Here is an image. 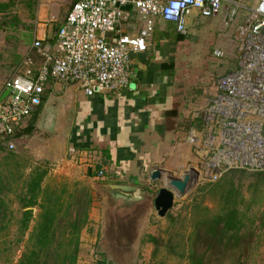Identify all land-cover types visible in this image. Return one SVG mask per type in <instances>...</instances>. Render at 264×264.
<instances>
[{"label":"built area","instance_id":"1","mask_svg":"<svg viewBox=\"0 0 264 264\" xmlns=\"http://www.w3.org/2000/svg\"><path fill=\"white\" fill-rule=\"evenodd\" d=\"M191 9L202 17L219 16L221 29L235 25L238 54L236 71L218 76L216 94L191 115L184 140L199 159L201 179L195 183L213 182L232 169L264 172V0L250 7L231 0H76L53 40L34 37L4 79L1 146L16 149L17 133L52 82L74 85L87 97L127 88L132 55L147 49L156 21L172 22L184 35ZM243 10L245 20L236 23Z\"/></svg>","mask_w":264,"mask_h":264},{"label":"crops","instance_id":"2","mask_svg":"<svg viewBox=\"0 0 264 264\" xmlns=\"http://www.w3.org/2000/svg\"><path fill=\"white\" fill-rule=\"evenodd\" d=\"M241 1L250 7L258 0ZM246 16L247 11L243 10L236 23L243 22ZM219 19L202 17L191 9L185 17L184 35L176 32L172 22L157 20L147 49L132 55L128 87L117 94L96 93L87 97L76 86L50 83L40 110L45 104H56L58 98L63 100L60 106L66 110L60 109L63 113L54 131L43 133L34 126L33 132L37 131L31 133L33 137L24 146L31 161L28 168L43 165L47 174L53 170L71 179L77 176L83 180L138 185V181L150 180L154 168L162 170L164 176L183 170L194 159L191 146L182 140L187 131L184 122H191L192 113L217 91L211 77L199 83L204 84L197 99L187 97L202 80V76L191 74L192 68L212 55L224 56V60L217 62L221 67L214 74L233 69L229 58L237 46L235 25L221 29ZM44 20L40 22L39 18L33 25L32 38H54L56 30L52 32V25ZM2 87L3 82L0 90Z\"/></svg>","mask_w":264,"mask_h":264},{"label":"rangeland","instance_id":"3","mask_svg":"<svg viewBox=\"0 0 264 264\" xmlns=\"http://www.w3.org/2000/svg\"><path fill=\"white\" fill-rule=\"evenodd\" d=\"M13 1L11 14H8L7 18L15 24L0 29V86L17 65L15 62L31 44L32 33H27L25 26L35 25L39 18L40 22H43L46 18L44 23L52 25V32H54L58 26L61 12L72 2V0ZM39 8L43 9L42 14L39 13ZM4 15L5 13H0V20L4 19ZM52 15L58 20L51 21ZM223 58L224 56L212 57V55H208L194 64L191 74L195 77L202 76V80L192 87L187 93V97L194 96L193 99H197L195 97L198 96V90L204 84L199 85L200 82H205L213 77L211 81L215 83L218 76L236 71L238 68L237 46L234 55L229 58V62H233V69L223 74L220 71L216 73V76L214 73L221 67V64L218 65L217 62L224 60ZM224 66L228 68L231 67V64ZM253 79L256 81L255 75ZM184 123L185 130L193 124L192 121ZM35 131L37 130L34 129ZM32 135H23L13 151L0 152V199H5V203H7L5 210L7 215L13 213L10 223H8L9 215L0 221V264H17L26 244L28 233L21 239L17 235L16 219L21 215L17 197L22 192L24 180L33 170V167H30L31 170L28 168L31 161L24 148L27 141L30 142ZM182 140L184 143V137ZM193 154V161L177 174L166 175L154 182H150V180L138 181L139 185L150 191L144 201L135 206L117 204L116 208L124 214L122 217L125 218L120 241L112 239L114 237L112 234L113 224L111 225L113 204H110L107 195L100 187L102 181L78 179L77 176L73 177L75 179H71L69 176L50 170L44 178V187L50 185L59 190L65 186L67 191L65 197L72 192L80 194L84 189L92 195L88 223L82 229L85 234L82 236L80 233L77 264H95L100 252L105 254L108 264H191L188 253L191 252V242L195 238L193 232H195L196 225L198 226L204 217L222 210V194L231 185H233L234 191L230 192L229 200L235 199L240 212L247 216L245 217V226L239 234L242 235L241 241L236 246L234 245L235 240H231L228 244H216L212 256L207 258L204 264H264V175L262 174L243 169H232L223 173L213 182L202 181V183L196 184L195 182L198 180H192L191 185L187 187L182 196L175 194L170 211L164 217L157 215L153 206V197L165 183L166 177L180 178L188 168L195 169L199 159L194 152ZM46 164L47 167H52V165ZM41 167L44 168L43 165ZM18 178L20 180H16ZM0 209L4 208L0 207ZM32 212L33 219L30 222V229L34 226L40 210L34 207ZM132 215L134 216L132 217ZM5 225H8L6 229H1ZM199 227L201 228L199 239L202 240L204 231L202 225ZM151 235L156 239V243L149 241L148 236ZM226 245L228 246L225 247Z\"/></svg>","mask_w":264,"mask_h":264},{"label":"trees","instance_id":"4","mask_svg":"<svg viewBox=\"0 0 264 264\" xmlns=\"http://www.w3.org/2000/svg\"><path fill=\"white\" fill-rule=\"evenodd\" d=\"M75 1L72 0L69 5L71 6ZM13 4V0H0V13H5L4 19L0 20V29L15 24L7 18V15L11 14ZM58 27L59 23L55 29L56 31ZM25 30L27 33H32L33 25L25 26ZM50 39L53 40V38ZM23 55L15 64L20 62ZM39 112L40 108L33 113L28 124L17 133V137L30 135L33 132ZM4 150L0 144V151ZM257 173L264 175V172ZM46 174L47 170L45 168L35 167L24 180L22 192L17 197L21 209V215L16 219L18 225L17 235L21 239L28 233L24 251L17 264H77L80 233L88 223L92 195L84 189L80 194L72 192L65 197L64 195L67 192L65 186L59 190L50 185L43 186ZM16 180H20V178ZM1 182L4 183L2 180ZM232 191H234L233 185L224 190L222 194L223 206L220 212L204 217V220L198 226L196 225L193 234L197 242L193 238L191 252L188 253L191 264H204V261L212 256L216 244H228L231 240H235L234 245L236 246L241 241L242 235L239 234L245 226L244 222L247 216L240 212L235 199L233 201L229 200ZM0 207L4 208L0 209V221H3L9 215L8 223H10L13 213L7 215L5 211L7 203L3 198L0 199ZM34 207H37L40 213L34 226L30 229V222L33 219L32 208ZM112 207V210L115 211L111 217L114 230L112 239L120 241L125 218L118 215L120 212L116 208L117 204ZM199 225H202L204 231L202 240L199 239L201 235ZM7 226H2L1 229L4 230ZM148 237L149 241L156 243L154 236ZM97 257L95 264H108L107 257L103 252H100Z\"/></svg>","mask_w":264,"mask_h":264},{"label":"water","instance_id":"5","mask_svg":"<svg viewBox=\"0 0 264 264\" xmlns=\"http://www.w3.org/2000/svg\"><path fill=\"white\" fill-rule=\"evenodd\" d=\"M231 1H241V0H231ZM69 7H65L61 13L60 19L63 21L66 17ZM60 84V83H59ZM74 86V85H72ZM8 93L7 90L3 91L0 95V99L3 98ZM63 100L58 98L54 103L46 106V104L41 108L38 117L35 122V128L42 130L43 132H52L57 124V121L61 113L60 109L66 110L60 106ZM65 115V114H64ZM164 176L163 171L154 168L150 174V180L153 182L162 179ZM170 181L166 184L164 183L160 187L153 197V206L159 217H164L168 211L173 206L175 194L182 196L186 190L190 177L187 173L183 174L182 178L168 177ZM103 193H105L109 199L110 204H120V205H136L148 197L150 191L142 185L129 184V183H119V182H102L100 184ZM113 215L115 211L111 210ZM120 212V211H119ZM123 216L121 212L118 214ZM112 225V223H111Z\"/></svg>","mask_w":264,"mask_h":264},{"label":"bare ground","instance_id":"6","mask_svg":"<svg viewBox=\"0 0 264 264\" xmlns=\"http://www.w3.org/2000/svg\"><path fill=\"white\" fill-rule=\"evenodd\" d=\"M196 169V168H195ZM193 170V169H188L187 171H185L184 172V174L185 173H187L188 175H189V177H190V181H189V185H191V183H192V180H199V177H200V175H199V172L197 171V170ZM166 176V175H165ZM170 181V179L168 178V177H166L165 178V180H164V182L167 184L168 182ZM188 185V186H189ZM187 186V187H188Z\"/></svg>","mask_w":264,"mask_h":264}]
</instances>
